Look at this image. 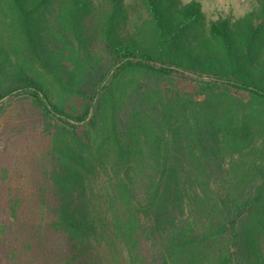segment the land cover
Here are the masks:
<instances>
[{"label":"trees","instance_id":"16d2710c","mask_svg":"<svg viewBox=\"0 0 264 264\" xmlns=\"http://www.w3.org/2000/svg\"><path fill=\"white\" fill-rule=\"evenodd\" d=\"M136 2L0 0V264H264V0Z\"/></svg>","mask_w":264,"mask_h":264},{"label":"rangeland","instance_id":"374dc122","mask_svg":"<svg viewBox=\"0 0 264 264\" xmlns=\"http://www.w3.org/2000/svg\"><path fill=\"white\" fill-rule=\"evenodd\" d=\"M137 0H126L128 4L137 3ZM182 4H187L192 1H197L201 4L203 13V20L199 24H208L209 21L219 18L220 16L234 15L239 16L246 14L255 8L257 0H180ZM188 89H193L195 84L193 82L185 83ZM240 96L239 92L232 90L229 94L225 91L219 93L220 108L224 107L230 98ZM70 105H78L76 101H70ZM29 105L26 100L16 98L6 100L2 106L3 116L0 119V152L4 151L8 137L18 133V129L22 123H26V112ZM24 119V120H23ZM23 120V121H22ZM252 130L256 141L262 142L264 140V108H259L252 116ZM31 132V129L23 130L24 136ZM9 140V139H8ZM111 161L114 162L113 155L110 156ZM189 256V255H188ZM210 253H193L189 256L191 262H199L203 259L209 258ZM187 259V258H186ZM184 262L188 260H182Z\"/></svg>","mask_w":264,"mask_h":264}]
</instances>
